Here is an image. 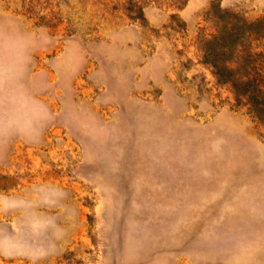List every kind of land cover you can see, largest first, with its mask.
Returning a JSON list of instances; mask_svg holds the SVG:
<instances>
[{"label": "rangeland", "instance_id": "obj_1", "mask_svg": "<svg viewBox=\"0 0 264 264\" xmlns=\"http://www.w3.org/2000/svg\"><path fill=\"white\" fill-rule=\"evenodd\" d=\"M264 0H0L38 37L0 146V264H264V120L207 42ZM228 65L264 87V28Z\"/></svg>", "mask_w": 264, "mask_h": 264}, {"label": "clouds", "instance_id": "obj_2", "mask_svg": "<svg viewBox=\"0 0 264 264\" xmlns=\"http://www.w3.org/2000/svg\"><path fill=\"white\" fill-rule=\"evenodd\" d=\"M37 46L36 33L16 18L0 15V146L17 137L30 139L47 119L24 103L29 88L26 69Z\"/></svg>", "mask_w": 264, "mask_h": 264}, {"label": "trees", "instance_id": "obj_3", "mask_svg": "<svg viewBox=\"0 0 264 264\" xmlns=\"http://www.w3.org/2000/svg\"><path fill=\"white\" fill-rule=\"evenodd\" d=\"M226 25L219 33L207 42L206 57L215 69V75L220 83L231 84L238 100H245L251 112L264 120V87L247 71H239L228 65L236 55L237 42L248 34H255L258 28H264V20L247 23L236 15L223 14Z\"/></svg>", "mask_w": 264, "mask_h": 264}]
</instances>
